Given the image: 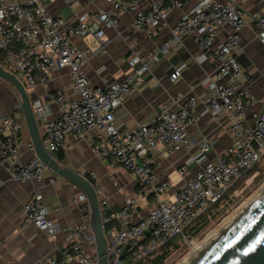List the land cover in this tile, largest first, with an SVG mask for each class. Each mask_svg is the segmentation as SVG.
Masks as SVG:
<instances>
[{
  "label": "built area",
  "instance_id": "2783aa9c",
  "mask_svg": "<svg viewBox=\"0 0 264 264\" xmlns=\"http://www.w3.org/2000/svg\"><path fill=\"white\" fill-rule=\"evenodd\" d=\"M103 1L112 7L113 13L99 10L71 20L51 16L43 0H0V55L2 65L22 82L25 90L45 86L55 69L68 70L72 96L61 89L46 95L58 106L57 119H46L42 100L33 103L42 144L52 155L64 146L66 137L80 131L93 132L94 156L112 158L139 181L141 197L151 205L145 217L138 214V199L124 196V206L112 209L103 188L94 186L107 240V264H138L175 237L187 241L185 231L195 219L221 201L264 158V109L252 113L251 124L245 121L244 113L254 99L244 87L243 72L235 58L239 33L245 24L241 0H198L173 28L169 45L181 47L184 39L192 35L198 49L218 61L215 78L210 81L212 93L202 98L189 95L177 108L161 105L150 123L120 132L115 107L122 97L139 91L136 78L149 71L150 63L159 61L158 54L133 56L129 61L131 72L104 89L93 87L82 68L96 51L103 49V27L116 28L118 14L131 13L132 30L145 33L158 26L169 11L181 8L183 1L155 2L145 10L139 8L141 0ZM253 26L264 47V11L254 19ZM226 28L229 31L225 40L216 44ZM86 35L100 43L96 51L72 42ZM179 77L180 70L176 69L169 78L174 82ZM198 105L213 119L227 118L231 144L224 152L206 159L191 178L171 192L173 185L167 178L158 177L148 156L157 149L171 155L181 150L189 152L196 146L194 159H200L210 151L207 140L194 143L188 136V128L199 120L194 112ZM19 147L18 121L10 116L1 117L0 166L14 161ZM27 147L32 149V143ZM46 169L34 156L25 164L9 166L8 173L15 181H41ZM186 171L187 167H183L177 173L182 178ZM77 201H86L84 194L78 195ZM23 212L35 228L55 237L57 225L37 191L25 203ZM87 219L83 216L79 226L67 230L60 257L45 264H97L95 238ZM126 246L125 256L120 259Z\"/></svg>",
  "mask_w": 264,
  "mask_h": 264
},
{
  "label": "crops",
  "instance_id": "0c3cea01",
  "mask_svg": "<svg viewBox=\"0 0 264 264\" xmlns=\"http://www.w3.org/2000/svg\"><path fill=\"white\" fill-rule=\"evenodd\" d=\"M166 1L141 0L139 8L145 10L152 3ZM182 1L181 8L169 11L158 26L145 33L132 30L131 13L118 14L116 28L103 27L101 51H96L100 43L90 35L72 40L75 45L96 51L82 69L90 84L100 89L106 88L112 82L121 81L129 74V61L133 56L158 54L159 61L150 63L149 71L136 78L139 91L122 97L115 107L116 124L122 133L129 132L139 124L150 123L161 105L177 108L189 95L202 98L212 93L210 81L215 78L218 61L201 52L192 35L184 39L181 47L169 45L171 32L177 22L198 2ZM43 3L51 16L71 20L99 10L113 13L112 7L103 0H43ZM240 6L245 24L239 33L240 42L235 58L243 72L244 87L254 99L252 107L244 113L245 121L251 124L252 113L264 109V47L260 44L253 26L254 19L264 11V0H241ZM228 31L226 28L215 43L223 42ZM163 48L166 49L164 53L161 52ZM1 60L0 55V66L10 73ZM176 69L180 70V77L171 82L170 74ZM58 89L72 96L67 69H55L45 86L37 85L26 89L32 106L38 100L46 105L48 121L57 119L59 110L46 95ZM20 105L21 99L14 88L0 78V118L13 117L20 125V147L16 159L8 160L0 166V264H45L47 260L60 257V252L66 245L67 230L79 226L83 216H87V223H90L91 210L87 201H77L78 195L83 193L76 185L49 169H46L41 181L10 179L9 166L25 164L35 156L33 148L27 147L31 141ZM194 112L199 115V120L187 132L194 143L205 139L211 144L210 151L203 158L194 159L196 146L189 152L181 150L171 155L157 149L148 156L158 177L167 178L173 185L171 192L184 180L191 178L206 159L224 152L231 144L227 118L213 119L204 111L202 105H198ZM93 142V132L80 131L66 137L64 146L52 154V158L58 165L85 175L93 186L103 188L112 209H121L124 206V196L138 199V214L145 217L151 205L141 197L142 186L139 181L112 158L94 156ZM183 167H187V171L181 178L177 172ZM174 174L179 177L177 180H171ZM35 191L40 194L41 202L48 207L49 216L57 225L58 232L54 238L48 237L29 223L23 212V206Z\"/></svg>",
  "mask_w": 264,
  "mask_h": 264
},
{
  "label": "water",
  "instance_id": "95a60500",
  "mask_svg": "<svg viewBox=\"0 0 264 264\" xmlns=\"http://www.w3.org/2000/svg\"><path fill=\"white\" fill-rule=\"evenodd\" d=\"M0 78L8 82L21 99L20 109L28 130L34 154L47 169L70 181L86 197L91 210L90 228L95 238L97 264H107V240L101 221L98 198L94 186L85 175L66 166L58 165L42 144L40 124L36 120L31 104V97L22 82L0 66ZM127 246L120 259L125 256ZM196 264H264V197L228 231Z\"/></svg>",
  "mask_w": 264,
  "mask_h": 264
},
{
  "label": "rangeland",
  "instance_id": "374dc122",
  "mask_svg": "<svg viewBox=\"0 0 264 264\" xmlns=\"http://www.w3.org/2000/svg\"><path fill=\"white\" fill-rule=\"evenodd\" d=\"M256 171L251 175L245 176L240 180L235 188L229 194V202L227 204H221L218 209L219 212L215 217H211L209 222L203 226V228L195 235L186 237V240L180 237L172 239L173 243L178 244V247L169 250L163 264H182L183 260L191 253V244L200 242L206 236L209 231H213L222 222V220L231 215V213L237 209L249 196L257 191L264 183V158L259 162L255 169ZM179 178L176 174L172 175L171 180H177ZM127 258L123 259L125 263Z\"/></svg>",
  "mask_w": 264,
  "mask_h": 264
},
{
  "label": "bare ground",
  "instance_id": "6f19581e",
  "mask_svg": "<svg viewBox=\"0 0 264 264\" xmlns=\"http://www.w3.org/2000/svg\"><path fill=\"white\" fill-rule=\"evenodd\" d=\"M264 183L249 196L231 215L225 217L215 230L209 231L200 242L191 244V253L182 264H196L228 231H230L262 198Z\"/></svg>",
  "mask_w": 264,
  "mask_h": 264
},
{
  "label": "trees",
  "instance_id": "16d2710c",
  "mask_svg": "<svg viewBox=\"0 0 264 264\" xmlns=\"http://www.w3.org/2000/svg\"><path fill=\"white\" fill-rule=\"evenodd\" d=\"M1 59H2V56H1ZM258 164L255 167H253L250 171H248L245 174V176H248L254 173L256 171L255 169L258 166ZM236 186L234 187L233 190H235ZM233 190H231L228 194H226L221 201H218L214 205H212V207L207 212L198 216L195 219V221L187 228V230L185 231V234L188 236H190V234L191 235L197 234L203 228V226H205L210 221L209 219L211 217L216 216V214L219 212L218 207L223 203L227 204L229 202V199H230L229 194ZM176 247H178L177 242L173 243L171 239L168 242H166L163 246H161L158 250H156L153 254H151L150 256H148L147 258H145L143 261L139 262L138 264H163L167 255L169 254V250H171L172 248H176Z\"/></svg>",
  "mask_w": 264,
  "mask_h": 264
}]
</instances>
